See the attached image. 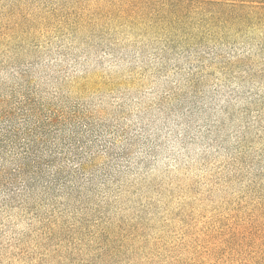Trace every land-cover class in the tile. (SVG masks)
<instances>
[{"label":"rangeland","instance_id":"obj_1","mask_svg":"<svg viewBox=\"0 0 264 264\" xmlns=\"http://www.w3.org/2000/svg\"><path fill=\"white\" fill-rule=\"evenodd\" d=\"M0 139V264H264V0H0Z\"/></svg>","mask_w":264,"mask_h":264},{"label":"trees","instance_id":"obj_2","mask_svg":"<svg viewBox=\"0 0 264 264\" xmlns=\"http://www.w3.org/2000/svg\"><path fill=\"white\" fill-rule=\"evenodd\" d=\"M57 122V121H56ZM60 129L59 132L63 131V126L61 127L60 124L57 125ZM46 135V133H43V137ZM0 142L2 143L1 139ZM26 147V146H25ZM1 150V148H0ZM40 154H30L28 152L22 153L19 157V159L16 161V168L9 170L7 173V176L10 177L11 181L9 184L13 185L16 183L19 179H21L24 183L25 189H31L35 186L36 181H41L46 177V172L42 168V159L48 160L49 163H54L55 170L53 172V181H45L49 184H54L55 182H58V180L61 178V170L57 167V157L56 155L52 153H47L44 155ZM32 163H35L36 171L28 170L29 165ZM16 187V185H15ZM18 189V188H17ZM22 189V188H21ZM19 191H22V190Z\"/></svg>","mask_w":264,"mask_h":264}]
</instances>
